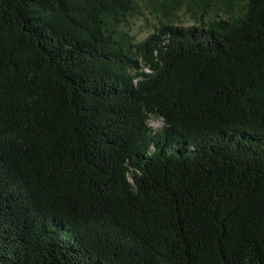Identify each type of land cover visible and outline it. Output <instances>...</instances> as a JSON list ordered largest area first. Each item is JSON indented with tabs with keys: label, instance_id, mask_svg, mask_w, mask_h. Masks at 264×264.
<instances>
[{
	"label": "trees",
	"instance_id": "obj_1",
	"mask_svg": "<svg viewBox=\"0 0 264 264\" xmlns=\"http://www.w3.org/2000/svg\"><path fill=\"white\" fill-rule=\"evenodd\" d=\"M193 1L0 0V264H264V0Z\"/></svg>",
	"mask_w": 264,
	"mask_h": 264
},
{
	"label": "rangeland",
	"instance_id": "obj_2",
	"mask_svg": "<svg viewBox=\"0 0 264 264\" xmlns=\"http://www.w3.org/2000/svg\"><path fill=\"white\" fill-rule=\"evenodd\" d=\"M137 12L129 16L128 24L121 25L134 41H141L154 32L164 23H173L180 26H190L202 22L208 23L213 19L238 18L245 10V2H237L230 11L217 5L209 6L203 10L196 6L193 0H136ZM148 125L152 130L161 129L163 118L151 116Z\"/></svg>",
	"mask_w": 264,
	"mask_h": 264
},
{
	"label": "built area",
	"instance_id": "obj_3",
	"mask_svg": "<svg viewBox=\"0 0 264 264\" xmlns=\"http://www.w3.org/2000/svg\"><path fill=\"white\" fill-rule=\"evenodd\" d=\"M142 70L145 73H151L152 72V69L149 66H145V65L142 66Z\"/></svg>",
	"mask_w": 264,
	"mask_h": 264
}]
</instances>
